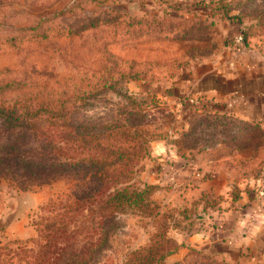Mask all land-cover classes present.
<instances>
[{
	"label": "rangeland",
	"instance_id": "rangeland-1",
	"mask_svg": "<svg viewBox=\"0 0 264 264\" xmlns=\"http://www.w3.org/2000/svg\"><path fill=\"white\" fill-rule=\"evenodd\" d=\"M261 13L264 0H0V125L69 112L112 123L132 111L153 135L131 184L150 187L158 221L125 214L104 264H125L157 229L179 245L167 264H264V119L203 116L187 80L232 50L264 54ZM67 179L26 189L1 180L0 245L35 238L40 206Z\"/></svg>",
	"mask_w": 264,
	"mask_h": 264
},
{
	"label": "trees",
	"instance_id": "trees-1",
	"mask_svg": "<svg viewBox=\"0 0 264 264\" xmlns=\"http://www.w3.org/2000/svg\"><path fill=\"white\" fill-rule=\"evenodd\" d=\"M239 35L247 44V31ZM192 106L208 115L203 111L205 105L200 108L193 102ZM73 113L32 116L33 121L22 120L6 128L0 125V181L26 189L58 176L68 177L66 188L40 206L34 220L37 236L16 247L12 242L1 244L0 263L104 264L102 257L123 226L125 214L158 221L160 210L148 198L150 187L131 184L136 162L154 140L147 126L142 128L131 120L132 116L138 119V114L124 112L123 120L112 123L102 119L79 123ZM4 114L1 110L2 118ZM178 246L166 231L157 229L148 243L128 251L125 264H167L166 258ZM173 264L230 263L204 257L200 262L184 259Z\"/></svg>",
	"mask_w": 264,
	"mask_h": 264
},
{
	"label": "crops",
	"instance_id": "crops-1",
	"mask_svg": "<svg viewBox=\"0 0 264 264\" xmlns=\"http://www.w3.org/2000/svg\"><path fill=\"white\" fill-rule=\"evenodd\" d=\"M187 80L188 92L193 96L202 95L200 98L206 105L204 113L214 114L216 108H225L239 119H264L263 53L232 50L225 55L223 62L217 60L202 66L195 65L193 74ZM217 103L222 107H218ZM235 233L237 235L238 231Z\"/></svg>",
	"mask_w": 264,
	"mask_h": 264
},
{
	"label": "built area",
	"instance_id": "built-area-1",
	"mask_svg": "<svg viewBox=\"0 0 264 264\" xmlns=\"http://www.w3.org/2000/svg\"><path fill=\"white\" fill-rule=\"evenodd\" d=\"M237 40L241 43V41H242V36L239 35V36L237 37Z\"/></svg>",
	"mask_w": 264,
	"mask_h": 264
}]
</instances>
